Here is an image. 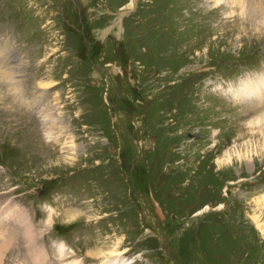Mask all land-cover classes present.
<instances>
[{
    "label": "rangeland",
    "instance_id": "rangeland-1",
    "mask_svg": "<svg viewBox=\"0 0 264 264\" xmlns=\"http://www.w3.org/2000/svg\"><path fill=\"white\" fill-rule=\"evenodd\" d=\"M215 2L0 0L4 264H264V10Z\"/></svg>",
    "mask_w": 264,
    "mask_h": 264
},
{
    "label": "bare ground",
    "instance_id": "bare-ground-1",
    "mask_svg": "<svg viewBox=\"0 0 264 264\" xmlns=\"http://www.w3.org/2000/svg\"><path fill=\"white\" fill-rule=\"evenodd\" d=\"M215 1H216L215 3H218L220 0H215ZM232 1L234 3L237 2L241 6L242 10L243 9H246L249 11H252V10L256 11L258 9L264 10V5H262V2H264V0H232ZM132 5H133V3L130 4L131 7H132ZM8 61H9V59L6 56V53H4V51L0 49V84H1V82L3 83L6 81V83H7V81L9 82V81L14 79L12 73H14L15 70H13L14 69L13 67H11V66L9 67V65L7 64ZM261 76H262V74H261ZM261 76H258V78H260L259 82H257L258 80L253 82V84L255 86H258V84H259V86H260V84H264V78H262ZM16 86L17 85H14L15 89L17 88ZM1 91L2 90L0 88V94H1ZM253 92H254V88L252 90L248 91V95H252ZM45 109H47V108H45ZM41 116H42V122H43V124H45V127H44L45 129L44 128L43 129L47 135V138H49L50 140L55 139L56 137L54 136L55 133L53 132V126L48 125L49 124L48 119H47L48 112L46 110H44V111L41 110ZM0 216H2L3 221L5 222L4 225H2L0 227V240L2 243H7V241H8V243H11L13 241L16 242L17 239H19L22 234L27 237V240L29 243H31L32 239H35V235H37V234L33 233L34 232L33 228H32L33 224L30 221L29 216L25 211L21 210L18 212H12L9 209H5L0 213ZM65 216L69 217L70 215L65 214ZM53 220H54V214H53V210L50 208L49 209V215H48V224H52ZM31 233H33L34 235L33 234L31 235ZM39 233L41 236H43L44 230H40ZM9 247H10V244H7L6 249H8ZM14 248H15V246H14ZM64 249H65L64 245H61V250L65 251ZM3 251L1 250V254H0V264H4ZM113 253H115V252L112 251V253H109L108 257L105 260H103L102 264H124L123 261L120 260V257H119L120 254H117V253L113 254ZM14 255H16V257H18V260L15 259L16 262L13 264H27V262H25L27 259V255L25 256L23 254V251L20 248H19V251L12 253L11 258ZM35 258H36V260L34 261L35 264H49L48 254H47L44 247H38L37 245H35ZM74 263H79V262L78 261L76 262V260L75 261L73 260V262L68 263V264H74Z\"/></svg>",
    "mask_w": 264,
    "mask_h": 264
}]
</instances>
